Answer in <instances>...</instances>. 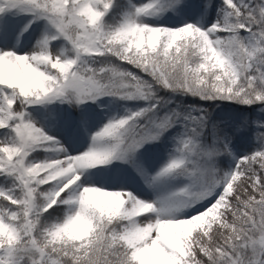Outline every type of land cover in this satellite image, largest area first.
Listing matches in <instances>:
<instances>
[{"label": "snow or ice", "instance_id": "snow-or-ice-1", "mask_svg": "<svg viewBox=\"0 0 264 264\" xmlns=\"http://www.w3.org/2000/svg\"><path fill=\"white\" fill-rule=\"evenodd\" d=\"M0 264H264V0H0Z\"/></svg>", "mask_w": 264, "mask_h": 264}]
</instances>
